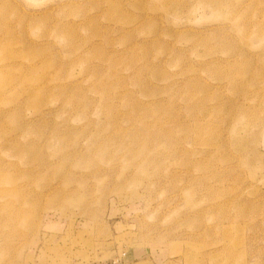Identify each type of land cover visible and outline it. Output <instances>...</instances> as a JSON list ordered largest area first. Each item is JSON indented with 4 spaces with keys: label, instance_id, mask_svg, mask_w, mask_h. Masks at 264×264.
Wrapping results in <instances>:
<instances>
[{
    "label": "rangeland",
    "instance_id": "obj_1",
    "mask_svg": "<svg viewBox=\"0 0 264 264\" xmlns=\"http://www.w3.org/2000/svg\"><path fill=\"white\" fill-rule=\"evenodd\" d=\"M0 264H264V0H0Z\"/></svg>",
    "mask_w": 264,
    "mask_h": 264
}]
</instances>
